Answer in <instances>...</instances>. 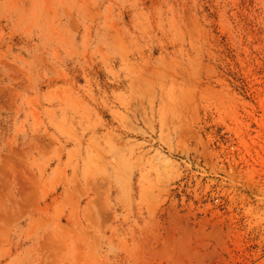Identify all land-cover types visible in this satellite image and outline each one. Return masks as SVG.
Returning a JSON list of instances; mask_svg holds the SVG:
<instances>
[{"label":"rangeland","instance_id":"1","mask_svg":"<svg viewBox=\"0 0 264 264\" xmlns=\"http://www.w3.org/2000/svg\"><path fill=\"white\" fill-rule=\"evenodd\" d=\"M0 264H264V0H0Z\"/></svg>","mask_w":264,"mask_h":264}]
</instances>
